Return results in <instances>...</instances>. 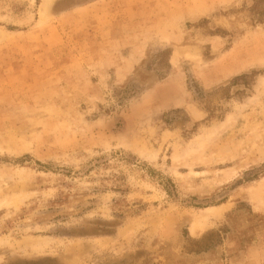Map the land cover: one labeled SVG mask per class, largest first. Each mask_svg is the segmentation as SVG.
Segmentation results:
<instances>
[{
    "label": "rangeland",
    "instance_id": "rangeland-1",
    "mask_svg": "<svg viewBox=\"0 0 264 264\" xmlns=\"http://www.w3.org/2000/svg\"><path fill=\"white\" fill-rule=\"evenodd\" d=\"M0 264H264V0H0Z\"/></svg>",
    "mask_w": 264,
    "mask_h": 264
}]
</instances>
